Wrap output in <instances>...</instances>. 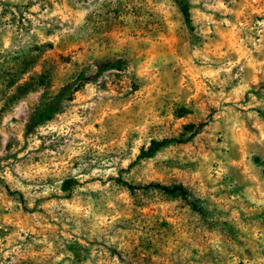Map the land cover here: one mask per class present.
Listing matches in <instances>:
<instances>
[{"label": "rangeland", "instance_id": "374dc122", "mask_svg": "<svg viewBox=\"0 0 264 264\" xmlns=\"http://www.w3.org/2000/svg\"><path fill=\"white\" fill-rule=\"evenodd\" d=\"M37 3L40 4L41 14L47 12L51 21L58 22L43 32L38 30L33 38L39 42L30 44L27 50L21 49L15 55L0 53V101H3L0 115L8 112L21 98H12L15 95L14 79L22 73H25L24 78L40 74L49 60L54 70L46 89H54L58 80L63 81L68 76L73 66V54L84 52L86 47L90 51L95 48L100 53L97 62L102 64L104 71L110 65L118 66L117 71L126 69L129 61H132L137 78L142 77L140 85L133 84L131 88V95L137 96L139 102L125 105L123 111L137 118L141 115L151 116L154 121L167 116L173 122V129L189 131L202 127V124L191 119L194 107L190 105L207 94V81L214 78V70L202 72L199 60L187 58L191 54H185L188 49H204L212 59L233 58L236 64L231 69L233 74L240 65H246L245 71L253 74L256 80L250 86L251 94L257 99L264 95V80L260 79L264 65L257 60L259 53L251 51V45L243 43L246 36L260 40L257 29L264 21V0H200L196 4L192 0H5L3 12H0V27L19 24L17 31L23 29L27 34L32 29V22L26 14L30 13L35 18L37 13L32 10ZM177 20L181 22V30L176 27ZM249 20L251 23L248 27L252 31H238ZM70 24L80 25L75 37L61 39L56 35L63 30L61 25L67 28ZM53 36H56L55 40L51 39ZM77 75L79 79H85L83 72ZM66 87L65 84L56 89L55 100H59ZM79 96L77 89L72 100H77ZM162 97L172 98L171 111L158 110L157 105ZM180 97H183V101ZM132 108H135L134 113L131 112ZM57 112L60 113L59 117ZM64 115L65 110L53 103L38 110L29 124L48 122L57 126L56 120ZM120 116L121 111L116 109L102 112L100 119L91 126V134L94 135L109 120L114 123ZM32 131V127L27 126L23 139L26 140ZM180 137H183V132L179 136L165 138ZM221 142L217 139L216 144ZM172 145V149L165 148L162 152L160 149L158 153L167 155L169 151L177 149L189 154L193 151L192 145L187 142ZM12 146L13 141L10 140L5 150L10 153ZM26 148L25 143L21 151ZM42 148L43 145L37 151ZM201 148L204 146L201 145ZM204 151L201 159L208 161L207 149ZM18 159V154L0 158L2 161L17 162ZM34 163H39V159ZM171 163L165 161V164ZM209 164L205 173L204 167L196 165L195 160H187L186 163L178 161L173 168L174 175L168 177L167 183L156 172L157 179H149L142 185H182L198 201L197 205L204 216L193 211L176 193L158 191L152 194L150 200H133L132 209L127 215L121 216L117 212L112 216L114 224L118 219L123 221L116 224L122 237L115 243L84 240L83 243L75 241L66 245V250L72 253L74 264H86L93 249L97 250L95 259L98 261L118 260L127 264H264V204L257 202L258 194L253 193L250 182L238 169L229 168L225 173L219 163ZM65 182L61 185V192L65 191ZM130 191L134 194L137 189ZM0 192L4 194L0 197V224L3 225L0 227V240H5L19 232L25 224L30 226L37 222L35 216L39 213L35 206L41 201L37 199L30 209L23 193L4 180H0ZM5 198L19 205L17 211L21 215L16 219L4 207ZM74 211L77 214L83 211L88 215L94 211V206L76 205ZM97 218L101 226L106 223V217ZM20 235L21 243L31 242V236L25 237L23 232ZM37 252L44 253L46 259V250L37 245L33 256L21 259L20 264H35V261L41 260ZM11 259L0 255V260H5L6 264ZM60 264L64 262L60 261Z\"/></svg>", "mask_w": 264, "mask_h": 264}, {"label": "clouds", "instance_id": "9594fccd", "mask_svg": "<svg viewBox=\"0 0 264 264\" xmlns=\"http://www.w3.org/2000/svg\"><path fill=\"white\" fill-rule=\"evenodd\" d=\"M4 2L0 0V12H3ZM192 2L196 4L200 0ZM39 9L40 4L37 3L32 10L37 13L35 18L30 13L26 14L32 22V29L27 34L23 29L17 31L19 24L0 27V53L15 55L21 49L27 50L30 44L39 42L33 38L38 30L43 32L58 22L51 21L47 12L41 14ZM250 23V20L246 21L238 31L251 32L252 29L248 27ZM79 27V24H70L67 28L61 25L63 30L56 35L61 39L75 37ZM176 27L181 30L179 20ZM257 34L259 41L246 36L243 43L251 45V51L259 53L257 60L264 65V21L259 24ZM51 39L55 40L56 36ZM187 52L191 53L187 56L189 60L201 62L200 71L214 70V78L207 81V94L190 105L194 107L191 119L202 124V127L189 131L177 130L171 127L173 122L167 116L154 121L151 116L141 115L137 118L126 114L123 111L125 105L139 102L137 96L131 95V88L133 84L139 86L142 77L137 78L132 61H129L126 69L117 71L118 66L110 65L104 71L102 64L97 62L100 53L95 48L90 51L87 47L84 52L73 54V66L68 76L63 81L58 80L56 88L48 90L39 87L29 91L8 112L0 115V158L9 154H18L19 157L18 162L0 160V180L23 193L30 209L37 199L41 201L35 206L39 213L35 216L36 223L30 226L25 224L19 232L6 237L7 243L0 240V255L12 257L8 264H20L21 259L31 258L37 245L43 246L48 255L45 259L44 253L37 252L36 255L42 259L35 261V264H60V261L74 264L72 253L66 250L67 244L75 241L83 243L84 240L115 243L122 237L116 224L123 221L118 219L114 224L112 216L117 212L121 216L127 215L132 209L133 200H150L159 189H145L142 185L149 179H157L156 172L167 183L168 177L174 175L173 168L178 161L186 163L187 160H195L196 165L204 167L205 173L210 167L209 162L219 163L225 173L229 168H236L250 182L253 193L258 194L257 202L264 204V95L257 99L251 94L250 86L256 82L255 76L245 71L246 65H240L233 74L231 69L236 64L231 57L212 59L204 49L199 48L188 49L186 55ZM80 72H83L85 79H79L77 74ZM260 79L264 80V71ZM65 84L67 87L63 95L55 100L56 89ZM77 89L80 96L73 101ZM179 99L183 101V97ZM53 103L65 110L64 117L56 120L57 126L48 122L29 124L38 110ZM171 103L172 98L162 97L157 108L171 111ZM0 108H3V101H0ZM112 109L120 110L121 116L114 123L109 120L94 135L91 134V126L100 119L101 113ZM131 112L134 113L135 108ZM27 126L32 127L33 131L25 140L23 137ZM180 132H183L182 139L192 145L191 154L179 149L169 151L167 155L155 149L149 150L152 140L179 136ZM217 139L222 142L216 144ZM10 140L13 146L9 153L5 149ZM25 143L27 148L21 151ZM41 145L43 148L37 151ZM172 147V144L162 145L161 152ZM204 149H207L208 161L201 159L205 155ZM141 153L147 155L142 156ZM37 158L39 163H34ZM165 161L172 163L165 164ZM66 180L72 183L66 191L61 192V185ZM130 185L137 188L134 194L129 189ZM3 195L0 192V197ZM76 205H93L94 211L88 215L83 211L77 214L74 211ZM4 207L13 219L21 215L17 211L19 205L14 201L9 202L5 198ZM98 216L106 217L103 226L99 224ZM0 227L3 225L0 224ZM21 232L25 237L31 236L30 243H21ZM96 255L97 250L93 249L86 264H127L118 260L98 261ZM0 264H6V261L0 260Z\"/></svg>", "mask_w": 264, "mask_h": 264}, {"label": "trees", "instance_id": "16d2710c", "mask_svg": "<svg viewBox=\"0 0 264 264\" xmlns=\"http://www.w3.org/2000/svg\"><path fill=\"white\" fill-rule=\"evenodd\" d=\"M181 8H185V7H181ZM53 63L51 61H46L43 68H42V72H40V74H33L31 77L28 78H24L22 77L23 75H25V73H22L21 76L17 77L16 79H14V83H15V95L12 98H15L16 100L24 95H26L29 91H35L37 88L39 87H44L46 88L49 85L50 82V76L52 77V71L54 70L53 68ZM186 143L185 140L182 139V137L180 138H164L160 141L157 140H152L151 141V147H150V151L152 149H155L156 152H158L161 149L162 145H167V144H183ZM141 155H147V153H141ZM138 159L141 157H137ZM70 183H72V181H66L65 185L63 186V190H67ZM145 189L149 188V187H155L157 189H159V191H162L164 193L167 194H178L179 196L182 197L183 200H185V202H187V205L193 210L196 211L199 215L204 216L202 209L197 205V200L194 199V197L190 194V192L183 187L182 185H174V186H164V185H160L157 183H152L149 184L147 186H142ZM129 189H137L136 186H129ZM13 194H18V193H13Z\"/></svg>", "mask_w": 264, "mask_h": 264}]
</instances>
